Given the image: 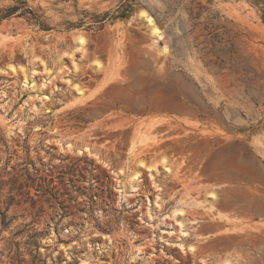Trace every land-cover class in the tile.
<instances>
[{
    "label": "rangeland",
    "instance_id": "rangeland-1",
    "mask_svg": "<svg viewBox=\"0 0 264 264\" xmlns=\"http://www.w3.org/2000/svg\"><path fill=\"white\" fill-rule=\"evenodd\" d=\"M22 3L37 19L0 22V264H264V0L0 11Z\"/></svg>",
    "mask_w": 264,
    "mask_h": 264
},
{
    "label": "bare ground",
    "instance_id": "bare-ground-1",
    "mask_svg": "<svg viewBox=\"0 0 264 264\" xmlns=\"http://www.w3.org/2000/svg\"><path fill=\"white\" fill-rule=\"evenodd\" d=\"M139 17H140V19L142 21H144V23L146 24L147 28L150 30V35H151V37L154 40V44L155 45L161 44L160 42L164 38L163 37V31L158 27V25L156 24L154 18L146 11H141L140 14H139ZM75 41H76V44H77L79 50H83L85 48L86 39L84 38V36L82 34H79L76 37ZM160 48H161V51L163 53H167L168 52V48L166 46H161L160 45ZM100 68H101V65H98L97 69H100ZM10 71L13 72V73H18V69L15 68V67H11ZM20 72H22V74H23L24 83L28 84L29 79H28L27 71L24 68H22V69H20ZM78 96L81 98L83 96V92L78 90ZM67 148L69 149V151L71 149H73L71 145H69ZM68 149H67V151H68ZM85 153H88L91 156L97 157V155H94L92 153L91 149H89L88 147H86L83 150L79 151V154H85ZM141 167H143V169H144V165H141ZM165 169H167V168H165ZM167 170L169 171V169H167ZM137 179H138V176H134V178L132 179L131 182L134 183Z\"/></svg>",
    "mask_w": 264,
    "mask_h": 264
},
{
    "label": "trees",
    "instance_id": "trees-1",
    "mask_svg": "<svg viewBox=\"0 0 264 264\" xmlns=\"http://www.w3.org/2000/svg\"><path fill=\"white\" fill-rule=\"evenodd\" d=\"M20 11L25 12V14L33 15L35 16L33 10H31L26 3H22L21 6H15L13 8L8 9L5 13H2L0 11V22L6 19L11 18L14 15H17ZM23 15V14H21ZM37 19V16H35ZM44 29V28H43ZM44 30H49L45 28Z\"/></svg>",
    "mask_w": 264,
    "mask_h": 264
}]
</instances>
